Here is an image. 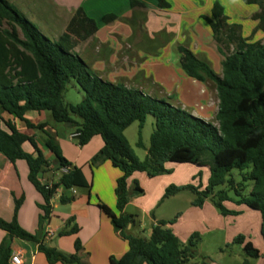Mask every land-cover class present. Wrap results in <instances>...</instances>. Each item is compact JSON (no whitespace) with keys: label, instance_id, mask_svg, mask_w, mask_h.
Masks as SVG:
<instances>
[{"label":"trees","instance_id":"16d2710c","mask_svg":"<svg viewBox=\"0 0 264 264\" xmlns=\"http://www.w3.org/2000/svg\"><path fill=\"white\" fill-rule=\"evenodd\" d=\"M241 1L258 8L251 16L257 23L252 35L260 32L262 39L245 37L244 26L231 22L220 1L213 3L210 17L201 16L209 26L219 52L225 56L222 76L207 59L184 46L178 48L186 74L201 83L212 81L216 86L219 104L215 125L124 83L102 79L74 51L99 30L96 20L82 7L75 12L66 31L53 40L11 2L0 0V154L12 163L27 162L29 180L44 199L39 204L42 214L36 234L27 232L18 222L24 195L15 201L12 221L0 217V229L7 233L0 246V264H10V239L14 238L36 243L50 264H83V247L79 241L75 244L74 254H65L44 244L47 234L43 235V229L52 217L59 188L70 192L73 188L89 190L91 185L82 169L73 166L63 156L55 139L44 131L46 125L36 126L27 119L30 112H49L56 123L75 127L79 136L74 140L79 147L100 136L104 146L92 158L90 166L98 167L109 161L120 170L115 189L117 212L103 203L98 207L111 220L115 231L128 242L129 248L121 257L112 256L109 264H189L195 258L199 236L193 235L188 244L182 246L169 227L174 223L172 221L155 224L148 239L128 233V227L134 225V216L125 213L130 202L129 178L135 173H145L150 178L171 174L168 164L207 168L209 179L203 190L192 185L170 186L165 198L190 190L196 195L194 206L202 207L211 200L222 214L236 215L240 212L228 211L224 205L232 200L229 191L216 192L218 187L228 184L237 198L234 203L261 213L264 238V0ZM155 2L161 10L171 9L168 0ZM130 6L133 10L146 8L137 0H131ZM118 20L123 18L114 13L102 17L105 25ZM71 80H75L85 94L80 104L67 103L64 99ZM5 116L25 122L29 129L44 131L45 146L54 155V164L46 159L34 137L21 132ZM148 116L154 117L155 129L147 157L140 161L125 131L134 123H139L142 129ZM26 143L31 144L34 153L24 150ZM138 146L143 147L141 137ZM62 168H69V171L61 173ZM51 171L59 174V181L42 182V175ZM235 171L241 177L239 182L233 175ZM249 185L251 192L246 195ZM134 194H144L137 183ZM73 200L74 196L64 193L60 203L66 205ZM73 222L68 221L58 235L78 234L80 228ZM236 242L244 243V237L237 238ZM244 250L251 258L260 257L259 250L251 242L245 244Z\"/></svg>","mask_w":264,"mask_h":264},{"label":"rangeland","instance_id":"374dc122","mask_svg":"<svg viewBox=\"0 0 264 264\" xmlns=\"http://www.w3.org/2000/svg\"><path fill=\"white\" fill-rule=\"evenodd\" d=\"M9 1L51 39L57 36L55 30L60 29L61 31L62 25L67 20L65 15L55 11L56 17L52 19V22L49 20L48 15L46 17H37L31 4L26 5V3H22V5H19L15 1ZM168 1L172 6L170 12L160 13L151 9L145 13L146 15L143 20L144 34L141 44L133 51L135 53L137 51L140 54L142 53L141 56L145 58L144 62L147 61V64H144L143 72H136L134 76L129 75L119 83H124L129 88L140 90L145 94L164 100L173 106L191 113L195 105L202 104L199 99L201 90L197 88V82L190 78L183 70L179 46H184L197 54V56L207 59L215 72L219 76H222V61L225 56L219 52L217 44L212 39L211 30L206 22L200 20L201 16H211L213 3L220 1L226 7L227 14L231 16V22L240 23L244 26V36L252 38V40H259L263 38V35L260 32L252 35L255 22L251 20V14L257 11L258 8L256 6H247L241 0ZM86 7L91 17L101 27H104L101 19V14L104 13L101 12H109L114 9L121 15L130 12V5L125 0H86ZM96 10H99V13ZM136 24V21L131 23L127 19H123L120 20V24L118 25H129L132 28ZM207 33H209V38L207 37ZM136 36L138 37L137 34H133V38L136 39ZM201 50H205V52H200ZM106 53L107 51L102 53L103 56ZM172 79L176 80L178 86H180L181 90L179 92L167 91L166 87L171 86ZM205 84L210 94L209 109H217L219 100L216 86L212 81H207ZM190 87L194 88L195 93L193 90L192 93L187 92L186 89ZM84 97L85 94L80 86L75 80H71L64 95L65 101L67 103L80 104ZM47 113L50 115L49 112ZM192 115L195 116L194 114ZM77 121L80 122L79 119ZM212 122L217 125L215 117H212ZM67 129L68 131L76 130L75 127L69 126H67ZM154 129L155 119L152 116H148L142 129H140L139 123H134L125 131V136L140 161H144L147 157ZM35 132L39 136L43 135L41 130H35ZM140 137L143 147L138 146ZM74 143L77 145L76 140H74ZM167 167L172 170L171 174L150 178L146 174L137 173L129 178L130 202L126 208L134 216V227L128 233L148 239L156 223L160 221H172L174 222L172 224L173 228H170L174 230L182 246H186L193 235L197 234L199 236L196 256L189 264H258L259 262L256 259L246 254L244 247L247 242L258 244V241L263 240L261 236V213L258 211L241 213L243 206H239L233 202L237 198L234 191L230 190L228 184L218 187L216 192L221 190L229 191V197L232 200L225 202L224 205L228 211L240 212L236 215L222 214L211 200H207L200 207L201 210L199 212H194L193 203L196 195L190 190H184L175 196L165 198L166 190L170 186L192 185L203 190L207 187L209 179L207 168H200L190 164H168ZM86 168L90 184H92V170L97 167L92 168L89 163V165H86ZM233 175L238 182L241 181V177L237 171ZM135 183L143 189V195L134 194ZM251 188V185L247 187L245 191L246 195L250 194ZM76 191L78 193L74 197L86 195L85 199L87 203L89 190L78 188ZM95 194L94 201L97 199ZM206 203L208 204L206 205ZM209 203L213 208L209 206ZM62 206L65 205L62 204ZM94 208L99 211L95 203ZM214 210L217 213L216 215ZM86 212L85 210L83 213L85 220L82 219V227L78 226L80 232L77 235L70 236L74 238V244L78 241L81 243L83 250L93 239L95 232L99 230L97 220L95 222L86 221L88 218ZM36 229L34 233L26 231L36 234L39 232V225ZM79 235L83 236V240H81ZM239 237H244V243L236 242V239ZM59 238V235L55 236V240Z\"/></svg>","mask_w":264,"mask_h":264},{"label":"crops","instance_id":"0c3cea01","mask_svg":"<svg viewBox=\"0 0 264 264\" xmlns=\"http://www.w3.org/2000/svg\"><path fill=\"white\" fill-rule=\"evenodd\" d=\"M12 1L17 2L19 5H22V3H26V5L31 4L32 8L37 14V17H46V15H48L49 20L52 22V19L56 17V15L54 14L55 11L61 12L63 15H65V18L67 20L62 25L61 31L60 29L55 30L57 36L52 37L53 40H57L66 31L69 21L79 8L82 7L85 10L86 14L91 17V15L89 14V10L86 7V0ZM125 1L130 5L131 0ZM137 1L145 5L146 8L137 7L133 10L130 6V12L122 15L116 12L115 9L113 11L110 10L109 12H101L104 13L101 14V19L108 13H114L120 18L130 20L131 23L136 21V26L133 25L132 28L129 25L119 26L118 24H120V20L109 25H105L103 23L104 27H101L99 25V30L95 34V36H93L86 42L79 44L74 50L102 79L110 81L112 83H119L129 75L134 76V73L136 72L142 73L144 64H147L146 60V62H144L145 58L141 56L142 53L140 54L138 51L137 53L133 52L134 49L141 44V40L144 34L143 20L144 16L146 15L145 13L149 12L151 9H153L154 11H159L160 13H168L171 10L159 9L155 0ZM98 11L96 10L97 13H99ZM93 12L95 13V10ZM227 15L229 16V14ZM207 16L210 17L209 15ZM229 17L230 19H232L231 16ZM200 20L202 19L200 18ZM202 21L204 22V20ZM256 25L257 23L255 22L254 28L256 27ZM133 34H137L138 37L136 36V39L133 38ZM208 34L209 33H207V35ZM207 37L209 38V35ZM205 50H201L200 52H205ZM106 51V55L103 56L102 53H105ZM196 82L198 86L197 88H200L201 90L199 99L202 104H199L201 105V107H199V105H195L191 113L195 116L201 117L206 121L212 122V117H216L218 108L209 109L210 94L206 89V84L198 81ZM170 85L171 86L166 87L167 91L169 92H179L181 90L180 86H178V83L174 79L171 80ZM197 88L195 87V89ZM193 89L194 88L190 87L186 90L187 92L192 93ZM193 91L195 93V90ZM5 117L6 119H10L11 122L16 125V127L21 132L34 137L38 143L39 149L42 151L46 159H48L53 165L55 157L45 146V132L49 133L60 147L63 156L73 166L81 168L86 180L90 183L88 173L86 172V165H89L90 160L104 146L103 139L100 136L94 137L86 146L79 147L74 143V140L71 139V135H73L75 131H68L67 125L56 123L53 120L51 114L49 115L47 112H30L27 115V119L32 124L36 126L41 124L46 125L44 129L45 132L41 130V132L43 133L42 136H39L37 132H35V130L39 129H29L25 122L10 118L8 116ZM23 148L28 153L35 152L30 143H26ZM92 171L93 178L92 184H90L91 188L89 189L87 195V203L85 199L86 195H80L77 198L74 197L73 202L69 203L68 205L66 204L65 206H62L58 197L55 199L52 217L49 223H47V225H45L43 229V235L52 231L54 233V236L52 238H48L46 236L44 244L51 247H54L53 245L55 244V247L59 251L69 255L74 254L76 252L74 238H71L69 236L60 237L59 239L55 240V236L58 235V233L66 227L68 221L70 220L74 221L73 224L82 227V219H84L83 213L86 210V213L88 215V220L86 219V221L95 222V220H97L100 231L98 230L97 232H95L93 239L90 241V243L87 244V246H85V249L81 253L82 262L83 264H109L110 258L112 256L121 257L128 251V242L120 237V234L115 231L114 226L108 216L105 215L99 207V211L94 208V203L96 206H98L99 203H103L112 211L117 212V199L115 195V189L117 180L121 176V172L119 169L113 167L109 161L102 163ZM59 177L60 176L58 173H53L51 171L43 174L41 177V181L46 183H57L59 181ZM62 192L67 195H72L71 192L70 194H68V191L65 190ZM103 193H106L107 195ZM94 194L97 196L96 201H94ZM23 195L25 196V202L18 212V222L22 228L34 233L37 230L36 228L39 225V217L42 214V211L39 208V204H42L44 202V199L29 180V167L27 162L24 160H18L16 163H12L0 154V217L6 221H12L14 216L15 201L20 199ZM207 204L208 203H206V205ZM209 206H211L210 203ZM200 210V207L194 206V212H199ZM251 211L255 210H251L245 206L241 208V213ZM125 213L130 214L127 211V208H125ZM214 213L215 215L217 214L215 210ZM133 227L134 225H130L128 227V231H131ZM169 227H172V225ZM6 237L7 233L0 229V246ZM79 237L81 238V240H83L82 235H79ZM263 240L258 241V244H254L251 242L253 246L260 252V257L254 258L259 262L258 264H264ZM11 251L12 254L20 253L22 255L23 264H50L45 254L39 251L38 245L36 243L14 238L11 240Z\"/></svg>","mask_w":264,"mask_h":264},{"label":"built area","instance_id":"2783aa9c","mask_svg":"<svg viewBox=\"0 0 264 264\" xmlns=\"http://www.w3.org/2000/svg\"><path fill=\"white\" fill-rule=\"evenodd\" d=\"M79 136L78 133H74L73 135H71V139H75ZM69 171V168H62L61 169V173H67ZM62 191H64V188L61 187L58 189L56 198L58 197L59 199L61 198V196L64 194ZM72 195H77V191L76 188H73L70 190ZM54 236V233L52 231L47 233V237L48 238H52ZM10 264H23V258L22 255L20 253H13L11 256V260H10Z\"/></svg>","mask_w":264,"mask_h":264},{"label":"water","instance_id":"95a60500","mask_svg":"<svg viewBox=\"0 0 264 264\" xmlns=\"http://www.w3.org/2000/svg\"><path fill=\"white\" fill-rule=\"evenodd\" d=\"M53 246L55 247V244Z\"/></svg>","mask_w":264,"mask_h":264}]
</instances>
